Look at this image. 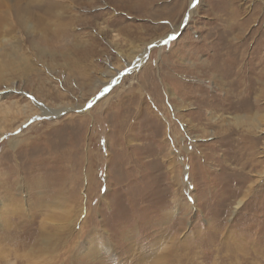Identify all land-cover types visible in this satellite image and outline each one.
<instances>
[{
	"label": "rangeland",
	"instance_id": "374dc122",
	"mask_svg": "<svg viewBox=\"0 0 264 264\" xmlns=\"http://www.w3.org/2000/svg\"><path fill=\"white\" fill-rule=\"evenodd\" d=\"M34 1L0 0V110L19 118L0 128L2 256L13 250L4 237L24 221L23 231L38 232L32 264H264V0H198L160 45L172 32L165 19L181 24L190 0L14 9ZM60 30L65 38L50 40ZM228 45L241 82L260 76L255 95L207 67ZM146 49L145 66L125 74ZM8 60L15 65L1 68ZM245 101L259 123L238 119Z\"/></svg>",
	"mask_w": 264,
	"mask_h": 264
},
{
	"label": "bare ground",
	"instance_id": "6f19581e",
	"mask_svg": "<svg viewBox=\"0 0 264 264\" xmlns=\"http://www.w3.org/2000/svg\"><path fill=\"white\" fill-rule=\"evenodd\" d=\"M20 1H22V0H20ZM106 1H110V0H106ZM40 2H43V3H37V1L35 0L34 2H32V5L30 4V5H28L27 6V8L26 9H24L23 10V8H14L16 11H18L19 13H25V14H29V15H31V13H30V10H31V7H35L36 9H39L40 11H43L46 15H49L50 13H51V11H53V10H55V9H57V8H59V7H61V6H59L58 5V3H57V0H42V1H40ZM113 2H115V1H113ZM117 2H118V0H117ZM122 0H120L119 1V5L120 6H122ZM133 2V0H129L128 2H127V4H129L130 6L133 4L132 3ZM198 2V0H190V5H189V8H188V12H187V14L184 16V20L182 21V23L181 24H177L176 25V23L175 24H173L172 25V18H167V19H165V22L166 23H164V24H169L171 27H170V29L172 30V32H170L171 34L170 35H168V36H166V37H164V38H162L159 42H157V45H160L161 43H166V42H168V41H170V40H173V39H175V37H176V35L179 33V31L181 30V28L184 26V25H186V23L191 19V17L194 15V12H195V10H196V8H197V3ZM15 6H20V5H15ZM137 6V12L138 13H143V14H146V12H147V9H148V6H149V4L147 3V2H141L140 4H137L136 5ZM135 6V7H136ZM129 8H132V7H129ZM182 10V9H181ZM180 12V11H179ZM149 13V12H148ZM9 16V15H8ZM8 16H6V20L7 19H9L8 18ZM146 16H147V14H146ZM179 16V15H178ZM146 18V17H145ZM180 18V17H179ZM181 19V18H180ZM189 23V22H188ZM62 30V29H61ZM58 31L57 33H55V34H53L52 36H50L51 37V39L50 40H55L56 38H59V37H61V38H65L64 36H66V34H63V31ZM68 34V33H67ZM134 36H136L135 34H133ZM133 35H132V37H133ZM139 37V36H138ZM135 38V37H134ZM139 39V38H138ZM5 42V41H4ZM232 43V42H231ZM149 46V45H148ZM151 46V45H150ZM7 47L11 50L10 51V56L13 58V59H15V60H17V61H19V62H22V60H24V59H22L21 57H19V55L17 54L18 53V49L20 48L18 45H15V44H7ZM234 47H230V45H228V46H226V48H225V52L224 53H221V57L223 58V60L222 61H220V62H217V63H215V62H212V64H208L209 66H207L206 64V66L209 68V69H211L212 70V68H217V66H221L225 71H226V73L230 76V77H236V80H233V84H238V85H242V82H243V80H242V82L240 81V79L242 78L241 77V75H242V73H239V71L236 69L235 70V68L237 67V65H238V63L237 62H235L234 60H236L234 57H235V53H234V49H233ZM149 49V48H148ZM16 50V51H15ZM135 50V49H134ZM20 51V50H19ZM145 52H142L141 53V55H139V56H137V58H135V62L132 64V66H130V69L125 73V74H128V73H131V72H137L141 67H143V66H145V64H146V59H147V52H148V50L146 49V50H144ZM137 53V52H136ZM0 58L1 59H6L5 57H3V55L1 56L0 55ZM221 59V58H220ZM3 62V61H2ZM1 62V63H2ZM15 61H10V60H8L5 64H3V65H1V68H6V69H8V68H10V67H12V66H14L15 65ZM220 63H222V64H220ZM75 64H73V66H74ZM202 66V65H201ZM166 68V67H165ZM190 68V67H189ZM243 68V67H242ZM186 69H188V68H186ZM198 69V68H197ZM204 69V68H203ZM239 69V68H238ZM199 70V69H198ZM215 70V69H214ZM218 70V69H217ZM140 71V70H139ZM183 71V70H182ZM205 73V72H204ZM224 73V72H223ZM222 73V74H223ZM201 74V73H200ZM245 74V73H244ZM209 76H210V74H209ZM220 76V75H219ZM222 76V75H221ZM227 76V75H226ZM256 76H259V74H257ZM237 77H238V79H237ZM260 77V76H259ZM259 77L258 78H256V79H252V80H249L248 81V83H247V80L245 81V82H243V85L245 84L246 86V88L248 87V86H251V88L249 87V90H250V92L253 94L254 93V86L253 85H255V82L257 83V82H259V83H263V82H261L260 81V79H259ZM207 78V77H206ZM240 78V79H239ZM213 79V78H212ZM114 80V82L112 83V85L113 84H115V82L117 83V81H115V79H113ZM208 80V79H207ZM211 80V79H210ZM222 80V79H221ZM216 81V80H215ZM229 81V80H228ZM231 81V80H230ZM254 82V83H253ZM214 83V86H217V87H223L224 86V84L225 83H221V86H220V84H217V82L215 83V82H213ZM232 83H228V87H230V86H232L231 84ZM258 83V84H259ZM261 84H259V85H261ZM109 87H111V86H109ZM261 87V86H260ZM239 89V88H238ZM249 94V93H248ZM251 94V95H252ZM259 94V93H258ZM254 95H255V93H254ZM238 94H237V98H238ZM206 100V99H205ZM224 100H225V98H224ZM33 102V106L35 107V108H37V109H39L40 111H42V114L45 116V117H56L57 115H59V113H57V112H51L50 110H48V109H46V108H44L41 104H39V103H37L36 101H32ZM213 103H214V101H212ZM176 103V102H175ZM212 103V104H213ZM228 103V102H227ZM254 102H252V103H250V102H248V101H245V102H243V104L241 105V111L242 112H245V114H243V115H239V117H238V119H240L241 120V122L244 124H250V125H252L253 123L255 124V123H259L260 122V120H262V116H261V114L259 113V111L258 110H256L255 111V109L257 108L256 106H255V103L253 104ZM208 105V104H207ZM158 106V105H157ZM176 106H179V105H176ZM219 106V105H218ZM237 106V105H236ZM173 107V106H172ZM212 107V106H211ZM178 108V107H177ZM173 109V108H172ZM10 109L9 108H7V109H1L0 110V128H2V124H3V122H5V123H7V124H9L10 126H12V124L14 123V122H16V120H18L19 118H18V116L17 115H14L13 113H11L10 111H9ZM176 110H178V109H176ZM199 111V110H198ZM18 114L20 115V113L18 112ZM264 116V115H263ZM242 123H240L241 125H242ZM8 125V126H9ZM248 126V125H247ZM13 128V131H15V128L14 127H12ZM16 128H18V127H16ZM13 138H15V136L13 137ZM17 138H15L14 139V141L16 140ZM13 143V139H12V141H10V144H12ZM15 147V145H12V149ZM7 154H9V152H6ZM7 154H6V156H7ZM4 154L2 153V156H3ZM0 157V160H2V159H5V157L3 156V157ZM10 157V156H9ZM8 157V158H9ZM13 158H17L16 156H12ZM12 157H10V159L12 160L13 158ZM8 161H10L9 159H7ZM14 160V159H13ZM13 160L12 161H10V162H13ZM13 164V163H12ZM18 166L20 167V163L18 164ZM18 166H17V164L14 166V165H12V167L11 168H13V169H15V171L17 170V169H19L18 168ZM39 183V182H38ZM16 184H19L20 185V179H19V172H18V181H16ZM3 186H5L6 187V189L10 186V185H7V183H3ZM2 187V186H1ZM10 189V188H9ZM3 192H4V190H3ZM2 193V192H1ZM6 196H4V197H7V196H10L9 195V193H6L5 194ZM3 198V197H2ZM3 204H4V199H0V207H2L3 206ZM20 204V203H19ZM242 204H243V200H239L238 202H237V204L235 205V207H234V211L235 210H238L241 206H242ZM25 223H24V221H21V222H18V223H15V224H13V229H12V231H10V232H8L7 233V235H6V237H4V239L6 240V241H8V242H11L12 243V245H13V250H9V252H8V255L6 256V255H4V256H2L3 255V253H5L6 252V250H2V249H0V252L2 253V254H0V257H3V258H5V259H7V257H10V256H13L19 263H21V264H25V263H28V264H30L32 261H33V259H34V261H36L35 259H36V257L37 256H35V254H36V252L37 251H39V250H41V249H36L37 248V245L35 244L36 242H33V240L35 239V237H37V233H35V232H33V234L31 233V234H29V233H26V230H29V229H27L26 228V230L25 231H23V229L22 228H24V227H22L23 225H24ZM29 226V225H28ZM44 226V225H43ZM33 227V226H32ZM22 229V230H21ZM40 232H41V230H39ZM175 231H177V230H175ZM175 233V232H174ZM42 234V233H41ZM41 236V235H40ZM173 239V238H172ZM215 239H217L216 237H214L213 238V236H212V238L210 237L208 240V245H211V242H212V240L213 241H215ZM37 240V239H36ZM46 246V245H45ZM171 246L173 247V250H176V252H178L181 248H182V245H180V243H178L175 239H173V241H172V244H171ZM171 247V248H172ZM41 248V247H40ZM225 249V247L224 246H222V248H221V251H223ZM172 250V249H171ZM20 251H22V253H20ZM46 253V252H45ZM175 253V252H174ZM174 253H172V252H170V253H168V255H169V257L170 258H173L172 260H174L175 262H177L178 263V260L176 259L177 258V255H175L176 257H174L173 256V254ZM209 253V252H208ZM220 253V252H219ZM211 255H209V254H207L206 256H205V258L207 259V260H210V259H212V255H213V253H210ZM42 256V255H41ZM25 259V260H24ZM164 259L166 260H168V258H167V256H164ZM38 260V259H37ZM180 260V259H179ZM16 263V262H15ZM32 264V263H31ZM220 264H223V262L221 261V263Z\"/></svg>",
	"mask_w": 264,
	"mask_h": 264
}]
</instances>
